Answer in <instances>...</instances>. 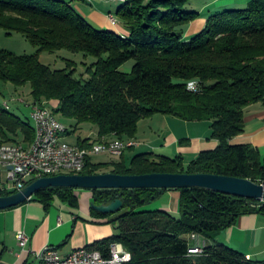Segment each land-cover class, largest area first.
<instances>
[{"label":"trees","instance_id":"1","mask_svg":"<svg viewBox=\"0 0 264 264\" xmlns=\"http://www.w3.org/2000/svg\"><path fill=\"white\" fill-rule=\"evenodd\" d=\"M73 1L0 0V30L21 34L37 48L33 55L0 49V83L29 84L32 105L45 104L55 117L74 121L71 129L93 124L97 139L78 140L80 149H91L108 136L132 139L140 121L158 114L208 122L211 139L218 142L187 165L181 157L153 154L105 163L90 157L80 175L207 174L264 184V155L248 144H230L243 133L245 108L264 106V0L210 15L203 30L189 39L187 29L199 18L186 9L190 0H124L115 15L126 35L96 30L73 9ZM62 50L96 59L86 68V79L75 78L72 61L52 70L39 60L43 52ZM129 61L134 64L126 72L122 67ZM191 82L196 92L188 89ZM34 132L29 121L0 106V144L28 146ZM76 191L42 189L28 201L45 210L55 198L76 207ZM165 191L92 190V204L121 200L122 207L114 214L91 209L95 216L112 217L116 234L88 248L108 258L111 246L121 245L131 255L125 264H264L221 244L205 245L202 255L189 257L185 239L194 234L214 240L240 216H264V202L188 188L174 190L179 193L178 216L142 210ZM13 193L0 191V197Z\"/></svg>","mask_w":264,"mask_h":264},{"label":"crops","instance_id":"2","mask_svg":"<svg viewBox=\"0 0 264 264\" xmlns=\"http://www.w3.org/2000/svg\"><path fill=\"white\" fill-rule=\"evenodd\" d=\"M250 1L252 0H190L186 9L197 13L199 18L190 24L185 39L201 32L210 15L226 10L244 9ZM120 2L119 0H75L71 2V6L93 27L126 35V31L115 16L122 5ZM110 18H113L114 22H111ZM50 104L57 105L56 102ZM31 105L32 103L27 109L29 122H31ZM4 106L7 109L8 106L6 104ZM244 111L243 133L233 138L230 144H248L264 155V106L256 103L248 106ZM146 120L139 122L137 134L132 138L136 141L137 148L126 150L122 155L124 160L129 161L137 154H153L169 159L181 157L183 163L187 165L201 152L212 151L218 146V142L211 139L208 122H187L163 114ZM80 128L81 125L71 129L68 134L65 133L64 141L77 146L80 139H91L92 135L95 138L91 139V142L97 139V133L95 134L90 128L85 132L84 138L80 136L73 143L68 142V139ZM20 139L19 137L18 140ZM114 139H116L114 136H108L101 141ZM93 157L91 156V160L95 162ZM110 158L115 157L107 155L102 163L114 161ZM7 171L6 167L0 166V191L12 192L14 189L7 178ZM75 194L78 197L76 207H71L55 198L48 210L35 201L0 210V264H40L36 255L46 246L57 249L62 256H67L76 249L92 246L96 242L114 236L116 228L110 222L112 217L93 215L92 192L77 190ZM178 199L177 191L167 190L148 209H160L177 215ZM18 231H23L29 237L24 249L18 246L15 238ZM188 237L185 239L188 240ZM201 238L199 236V240L207 246L221 244L251 261L264 262V216L262 215L240 216L234 225L221 231L214 240H201ZM189 243L194 244L191 241Z\"/></svg>","mask_w":264,"mask_h":264},{"label":"built area","instance_id":"3","mask_svg":"<svg viewBox=\"0 0 264 264\" xmlns=\"http://www.w3.org/2000/svg\"><path fill=\"white\" fill-rule=\"evenodd\" d=\"M110 20L114 22L113 18ZM188 87L194 92L198 89L193 82L189 83ZM30 117L35 118L40 128V141L37 149L33 153H24V146L19 144H7V149H0V151L9 152L15 157V165H2L0 162V166L8 169L7 178L16 192L29 185L28 183L31 181L63 175L60 173L62 165L79 164L86 162V159L91 156H96L94 153L95 144L91 149H80L64 141L65 134H61V128L56 126L54 115L48 108H40L38 104H33ZM44 137H51V144H44ZM128 146L135 145H111L109 156L120 158ZM43 164L53 165V173H42ZM15 238L21 249L26 248L29 237L23 231H18ZM188 240V242H194V244L189 243L188 252H195V256L202 255L205 243L199 240V236L190 235ZM36 257L40 264H125L131 260V255L119 245L111 246L108 258H104L99 251L90 250L88 247L76 249L71 254L62 256L57 249L50 246L44 247Z\"/></svg>","mask_w":264,"mask_h":264},{"label":"water","instance_id":"4","mask_svg":"<svg viewBox=\"0 0 264 264\" xmlns=\"http://www.w3.org/2000/svg\"><path fill=\"white\" fill-rule=\"evenodd\" d=\"M48 188H71L90 191L157 189L161 192L163 190L200 188L233 197L264 202V184L220 175L148 174L122 176L110 173L99 175L63 174L37 179L16 193L0 197V210L21 205L30 200L37 191ZM121 207V200L100 206L92 204V208L102 214L117 213Z\"/></svg>","mask_w":264,"mask_h":264},{"label":"rangeland","instance_id":"5","mask_svg":"<svg viewBox=\"0 0 264 264\" xmlns=\"http://www.w3.org/2000/svg\"><path fill=\"white\" fill-rule=\"evenodd\" d=\"M123 2V1H121ZM120 2V3H121ZM116 16V15H115ZM95 28V27H94ZM98 30L97 28H95ZM0 49L6 50L9 52H13L17 55H33L36 53L37 48L31 45L21 34L13 33L11 35H6V32L0 30ZM40 62L50 67L52 70H61L66 67V61H72L75 63V78H83L86 79V68L95 62V58L93 57H84L82 54H72L67 51H56L54 53L43 52L39 55ZM134 64L133 61H129L126 63L122 69L126 72L130 70L132 65ZM32 103V98L30 96V85L27 84L22 87H16L10 83H0V106L5 108V104L7 107V111L10 113H14L18 115L21 119L26 121L28 119L29 111L28 106ZM159 115V114H158ZM57 120H60L61 123L65 124L69 130H71V126L73 125L74 121L62 120L59 116L55 117ZM159 119V118H154ZM31 120V119H30ZM147 121V120H146ZM156 121V120H154ZM31 125L34 127L33 122L31 120ZM65 126V127H66ZM66 128V129H67ZM90 128L93 129L94 133H97L96 127L91 123H85L81 125V128L73 134L68 142L73 143L75 139L78 137L85 136V132ZM74 130H72L73 132ZM93 140L95 137L90 136ZM138 153V152H135ZM108 153H101L97 154L93 157L95 162H103L106 160ZM114 161L118 158H110ZM154 203V202H152ZM152 203L147 204L142 208V210H160V209H148ZM175 216H178L175 215ZM204 238H201L203 240Z\"/></svg>","mask_w":264,"mask_h":264},{"label":"bare ground","instance_id":"6","mask_svg":"<svg viewBox=\"0 0 264 264\" xmlns=\"http://www.w3.org/2000/svg\"><path fill=\"white\" fill-rule=\"evenodd\" d=\"M124 1V0H121ZM189 89V87H188ZM37 104V103H35ZM40 108H47L45 104H38ZM30 119L33 122L34 130H35V138L31 144L28 146H24V153H33L37 149L38 142L40 141V128L38 123L36 122L35 118L30 117ZM54 122L56 123V126L58 128H61V134H65L67 129L63 123H61L59 120H57L54 116ZM44 144H51V137H44ZM137 145L136 141L134 139L129 140H108L103 143H96L94 146V153L101 154V153H108L110 155L111 153V145ZM135 146H128V148L125 149L128 150L130 148H133ZM0 149H7V144H0ZM121 154L120 156H122ZM0 162H2V165H15V157L11 155L9 152H2L0 151ZM86 162H80L79 164L76 163H67V165L60 166V173H63L65 175H80V173L84 170ZM42 173H53V165L50 164H43L42 165ZM188 256H195V252H187Z\"/></svg>","mask_w":264,"mask_h":264}]
</instances>
